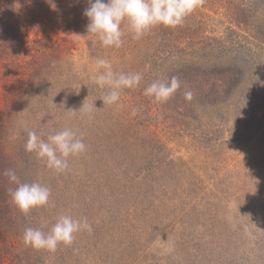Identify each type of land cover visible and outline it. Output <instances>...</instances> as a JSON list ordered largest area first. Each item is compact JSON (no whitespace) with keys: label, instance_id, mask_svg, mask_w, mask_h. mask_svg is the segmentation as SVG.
Returning a JSON list of instances; mask_svg holds the SVG:
<instances>
[{"label":"rangeland","instance_id":"obj_1","mask_svg":"<svg viewBox=\"0 0 264 264\" xmlns=\"http://www.w3.org/2000/svg\"><path fill=\"white\" fill-rule=\"evenodd\" d=\"M246 1L201 0L139 40L122 24L123 44L106 48L86 33L87 0H0V264H264V51L241 24ZM250 54L229 96L203 97L204 70ZM97 58L140 73L139 85L103 106ZM172 76L181 87L166 102L144 95ZM66 127L87 146L68 171L25 151L28 130L46 139ZM9 169L49 187V204L21 212ZM60 215L92 230L55 251L23 243L25 228L47 232Z\"/></svg>","mask_w":264,"mask_h":264},{"label":"clouds","instance_id":"obj_2","mask_svg":"<svg viewBox=\"0 0 264 264\" xmlns=\"http://www.w3.org/2000/svg\"><path fill=\"white\" fill-rule=\"evenodd\" d=\"M88 7L83 16L87 18L86 33L95 35L103 47L119 48L123 44L125 32L121 25L126 24L132 39H141L155 26L174 28L201 3V0H87ZM97 74L94 83L100 89H106L101 100L105 104H115L120 99V92L139 85L140 73H117L110 62L103 58L95 60ZM181 87L178 77L170 80H154L144 89V95L155 101L166 102ZM184 97L191 101L193 93L185 91ZM85 108L84 103L78 110L68 109L70 115ZM94 102L89 106L91 111ZM86 144L76 130L64 128L47 134L46 139L35 131H27L25 151L35 153L46 163L48 169L64 173L69 169V158L83 154ZM4 175L16 185L9 190L12 203L23 213L33 208L49 204L51 189L39 182L22 183L14 170H6ZM92 230L87 218L75 219L71 215H60L51 228L45 232L40 228L24 229L22 241L26 246L37 250L55 251L58 245H70L77 233Z\"/></svg>","mask_w":264,"mask_h":264},{"label":"trees","instance_id":"obj_3","mask_svg":"<svg viewBox=\"0 0 264 264\" xmlns=\"http://www.w3.org/2000/svg\"><path fill=\"white\" fill-rule=\"evenodd\" d=\"M251 5L252 7H250ZM240 8H242L241 10H239V12L241 13L243 20L241 21V24H248L250 28L252 27V30L253 29L255 30L254 33H252L251 30L246 27V29H244V32L248 30L250 32V34L248 33V35L253 40V44L255 43L254 45L257 47L262 46L259 49L260 50L263 49L262 51H264V0H247L245 3H243V5H240ZM4 15H6V11L0 10V19ZM35 40H39V39L37 38ZM240 43L238 44L235 43L236 47L243 48L244 45H240ZM251 44L252 43H249L250 46H252ZM246 56L247 57L241 60L239 58L240 60V61L238 60L239 62L235 61L234 63L228 65L213 62L211 64V67H209L210 70L207 69L206 71L204 70L203 73L205 75L209 77L212 76V81L210 82L206 80V83L207 85H209V87L212 88L211 90L209 89L208 92L211 93L212 91L213 95L212 94H210L209 96L204 95L203 97H211L209 101L215 103V101H220L223 98V96L224 98L225 96L226 97L229 96L230 95L229 92L234 91L235 86L243 82L245 73L252 69L253 55L250 54ZM208 66H210V64H208ZM253 78L254 77H252V79ZM219 93L223 95L218 96Z\"/></svg>","mask_w":264,"mask_h":264}]
</instances>
